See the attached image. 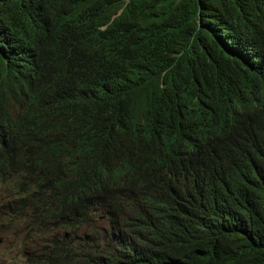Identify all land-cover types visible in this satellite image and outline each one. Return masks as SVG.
I'll return each instance as SVG.
<instances>
[{"label":"trees","instance_id":"trees-1","mask_svg":"<svg viewBox=\"0 0 264 264\" xmlns=\"http://www.w3.org/2000/svg\"><path fill=\"white\" fill-rule=\"evenodd\" d=\"M123 2L39 40L26 17L50 2L2 18L25 54H0V221L44 237L28 264H264V74L211 37L233 17L251 33L242 0H130L110 22ZM151 3L173 14L164 37L137 28ZM207 99L245 121L219 133Z\"/></svg>","mask_w":264,"mask_h":264},{"label":"clouds","instance_id":"clouds-1","mask_svg":"<svg viewBox=\"0 0 264 264\" xmlns=\"http://www.w3.org/2000/svg\"><path fill=\"white\" fill-rule=\"evenodd\" d=\"M43 1L50 2L51 8L54 11L52 15L53 20L51 16H46L42 13L28 12L26 22L35 39L39 40L45 33L69 24L86 27L84 12L88 9L90 0H0V22L3 17L14 13L17 5H36L41 4ZM205 1L209 5H213L217 1L219 5L226 7L232 4L231 0ZM85 2H88V4H85ZM129 2L130 0H124L117 13L111 16L110 22L116 15L124 11ZM149 6L151 10L150 12H146L148 15L140 12L137 13V28L145 34L149 31L153 36L164 37L168 32L173 14L168 12L166 7L161 3H151ZM241 11L245 12L244 24L251 29V33L240 26H233L235 22V17H233L228 20V25L218 24L213 29L211 37H214L220 45L227 47L229 68H231V63H235L240 67L250 68L264 74V0H242ZM48 22L52 24L42 25ZM208 22L207 16L202 17V21L198 22L202 31L207 30ZM104 27L102 26L101 28ZM19 42V38L14 33L9 32L8 29L3 30L0 26V54L11 63H18L16 65L20 67L22 66L20 63L23 61L22 58L25 52L20 45L22 43ZM173 65H177V63L175 62L171 66ZM226 76L233 83H247L249 80V78L240 77L238 68H232L226 72ZM111 89L112 87L109 83L96 81L92 86V92L95 94L97 100L89 97V104L105 109L101 100L110 93ZM207 102L211 106L212 111L206 120H216L219 123V133L233 131L245 121L240 115H228L224 113L220 110L222 106L214 101L207 99ZM95 116L101 117L102 114L97 113ZM172 146L179 149L181 143L176 140Z\"/></svg>","mask_w":264,"mask_h":264},{"label":"rangeland","instance_id":"rangeland-1","mask_svg":"<svg viewBox=\"0 0 264 264\" xmlns=\"http://www.w3.org/2000/svg\"><path fill=\"white\" fill-rule=\"evenodd\" d=\"M1 194L0 213L3 216L6 211L10 212V208L6 203L9 199L4 196V192ZM43 238L41 234L29 232L23 226L17 227L0 221V264H28V258L35 257L41 248Z\"/></svg>","mask_w":264,"mask_h":264}]
</instances>
